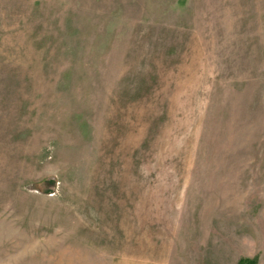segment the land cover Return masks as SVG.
I'll return each mask as SVG.
<instances>
[{"label": "rangeland", "instance_id": "1", "mask_svg": "<svg viewBox=\"0 0 264 264\" xmlns=\"http://www.w3.org/2000/svg\"><path fill=\"white\" fill-rule=\"evenodd\" d=\"M0 264H264V0H0Z\"/></svg>", "mask_w": 264, "mask_h": 264}]
</instances>
